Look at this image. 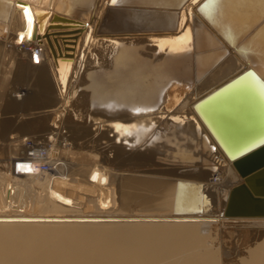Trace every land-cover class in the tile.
I'll return each mask as SVG.
<instances>
[{"label":"bare ground","instance_id":"bare-ground-1","mask_svg":"<svg viewBox=\"0 0 264 264\" xmlns=\"http://www.w3.org/2000/svg\"><path fill=\"white\" fill-rule=\"evenodd\" d=\"M255 135L264 0H0V264H264L224 214Z\"/></svg>","mask_w":264,"mask_h":264},{"label":"water","instance_id":"water-1","mask_svg":"<svg viewBox=\"0 0 264 264\" xmlns=\"http://www.w3.org/2000/svg\"><path fill=\"white\" fill-rule=\"evenodd\" d=\"M57 24L64 32L71 22L62 18ZM259 139V135L245 139L234 155L241 181L226 194L225 215L264 216V139Z\"/></svg>","mask_w":264,"mask_h":264},{"label":"rangeland","instance_id":"rangeland-1","mask_svg":"<svg viewBox=\"0 0 264 264\" xmlns=\"http://www.w3.org/2000/svg\"><path fill=\"white\" fill-rule=\"evenodd\" d=\"M41 108V109H40ZM39 109L41 110V111H43V110H48V108H44V107H40ZM42 108H44V109H42ZM11 135H14V134H11ZM10 135V136H11ZM12 137V136H11ZM50 164V163H49ZM50 167V169L48 170V172H50L52 169L51 168H53L52 166H53V164L51 163V165H49ZM47 167H48V165H47ZM42 180V179H41ZM6 180H4L2 183H1V186H0V200L2 199V204H1V206L3 207V209H4V207L6 208V209H9V207L7 208L6 206H8L9 204H7L6 203V201H7V199H9V196H11V197H13V194H15V193H12L11 192V188H9V187H13V185L11 184V183H14V181H10L8 184V187H6L5 185H6ZM104 188H106L107 189V191L106 192H103V193H101L102 194V198H103V202L101 203V204H99L98 205V207L99 206H101V207H99V208H101V209H103V207H104V209H106V210H109V209H114V208H118V206H119V202H118V200L116 201V199H117V194L115 193V192H113V190L110 188L111 186L110 185H107V184H104V186H103ZM32 189L31 191L29 190L28 191V189ZM4 189V190H3ZM26 188V191H28V193L30 192V194H28L26 191H25V196L23 195L22 196V199H23V197H27L26 195H29L30 196V199L27 197L26 198V201H25V204H26V206H25V208L26 209H34L36 206H37V204L39 203V199L41 198L42 199V197H43V195L45 194V193H43V192H45V190H43V189H40V188H37V187H33V186H31V187H29V188ZM35 189V190H34ZM40 190V191H38V190ZM42 190V191H41ZM111 190V191H110ZM3 191V192H2ZM32 191H33V193H34V196H33V193H32ZM38 191V192H37ZM5 192V193H4ZM41 192V193H40ZM113 192V193H112ZM3 193V194H2ZM7 193V194H6ZM36 193H37V195H36ZM105 193L107 194L106 196H105ZM41 194V195H40ZM43 194V195H42ZM111 194V195H110ZM3 197H2V196ZM40 197H39V196ZM4 196H6L5 198H6V200H5V198H4ZM37 196V197H36ZM34 197V198H33ZM39 197V198H38ZM109 197V198H108ZM114 197H115V199H114ZM36 198H37V200H36ZM28 199V200H27ZM35 199V200H34ZM40 199V200H41ZM108 199V200H107ZM113 199V200H112ZM5 200V201H4ZM12 201L14 200L13 198L11 199ZM25 200V199H24ZM30 200V201H29ZM115 200V201H114ZM29 203H28V202ZM113 203H112V202ZM3 202L5 203V204H3ZM32 203V204H31ZM36 203V204H35ZM115 203V205H113ZM30 204V205H29ZM36 205V206H35ZM108 206H109V209H108ZM135 206H133L131 209H133ZM11 209V208H10Z\"/></svg>","mask_w":264,"mask_h":264},{"label":"built area","instance_id":"built-area-1","mask_svg":"<svg viewBox=\"0 0 264 264\" xmlns=\"http://www.w3.org/2000/svg\"><path fill=\"white\" fill-rule=\"evenodd\" d=\"M31 152H32V151H31ZM40 153H41V154H45L44 151H41ZM40 156H45V155H40ZM35 159H36V158H35ZM37 165H40V168H42L43 170H45V171H47V172H48V170L50 169V168H49V163L46 162V161H39V162L37 163ZM47 165H48V167H47Z\"/></svg>","mask_w":264,"mask_h":264},{"label":"snow or ice","instance_id":"snow-or-ice-1","mask_svg":"<svg viewBox=\"0 0 264 264\" xmlns=\"http://www.w3.org/2000/svg\"><path fill=\"white\" fill-rule=\"evenodd\" d=\"M193 2H196V0H193ZM111 3H113V4H116V3H118V0H111ZM27 9H25V12L27 13Z\"/></svg>","mask_w":264,"mask_h":264}]
</instances>
